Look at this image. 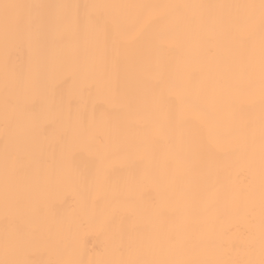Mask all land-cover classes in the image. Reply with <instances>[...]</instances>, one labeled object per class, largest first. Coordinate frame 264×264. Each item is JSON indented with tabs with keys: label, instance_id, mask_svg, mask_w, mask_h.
I'll return each instance as SVG.
<instances>
[{
	"label": "bare ground",
	"instance_id": "bare-ground-1",
	"mask_svg": "<svg viewBox=\"0 0 264 264\" xmlns=\"http://www.w3.org/2000/svg\"><path fill=\"white\" fill-rule=\"evenodd\" d=\"M17 2L236 5L259 0ZM245 14L187 8L179 17H162L153 10L137 26L145 36L131 42L123 33L90 27L75 9H53L54 23L45 35L51 97L45 105L31 93L5 88L6 71L21 78L29 74L32 49L27 41L13 46L6 69L0 41V259L4 228L15 224L23 229V258L37 262L260 264L261 34L258 24L251 32L227 24ZM165 28L163 36L145 38ZM206 125L220 130L218 143L193 155L179 134L199 142ZM235 126L243 134L224 144V134ZM6 145L12 157L7 217Z\"/></svg>",
	"mask_w": 264,
	"mask_h": 264
},
{
	"label": "snow or ice",
	"instance_id": "snow-or-ice-1",
	"mask_svg": "<svg viewBox=\"0 0 264 264\" xmlns=\"http://www.w3.org/2000/svg\"><path fill=\"white\" fill-rule=\"evenodd\" d=\"M230 8L243 9L246 14L242 18H229L227 24L229 27L237 31H253L257 24L259 25L261 34V51H260V76L259 91L262 104L261 114V139L262 148H264V0H259L258 4H236V5H188V4H41V3H24L17 0H0V41H2L4 49L5 67L7 69L10 49L27 41L32 49V68L26 77H17L14 73L5 74V88H11L14 92L24 94L31 93L37 97L40 105L49 104L51 97L47 84L45 72V35L49 26L54 23V17L51 15L53 9L63 8L77 11V15L81 21L97 30L115 31L118 35L123 33L131 42H139L142 36H145L144 30H138V25L142 22L145 13H151L153 10H159L162 17L175 15L179 17L183 9L187 8ZM100 10H113L110 14H103ZM196 21V17L192 18ZM168 28L159 30L151 36L145 37L149 40H155L168 31ZM254 80L250 78V86ZM181 99L182 98H178ZM7 103V101H6ZM196 115L195 111L192 113ZM243 134V129L239 126L231 128L224 134V144L231 143L235 137ZM249 136L251 130L249 129ZM220 130L206 125L201 131V139L197 142L191 138H185L183 133L179 134V142L185 146L193 155L196 154L200 147L205 144L213 145L218 143ZM12 157L5 146L4 163H5V188H4V209L7 217L10 206V190L8 182L9 163ZM147 179V178H146ZM131 199V193H129ZM254 208L250 210L249 215L252 216ZM251 222L254 224V216ZM22 227L20 225H6L4 228L2 247L4 258L0 259V264H76L73 261L66 260H48L34 261L23 258L26 247L25 239L22 236ZM32 242L37 243L38 238L32 237ZM260 248L261 254L264 256V188L261 194L260 206ZM121 264H172L169 261H131L121 262ZM260 264H264V259L260 260Z\"/></svg>",
	"mask_w": 264,
	"mask_h": 264
}]
</instances>
